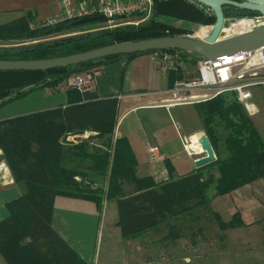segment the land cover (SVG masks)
<instances>
[{
  "label": "trees",
  "instance_id": "16d2710c",
  "mask_svg": "<svg viewBox=\"0 0 264 264\" xmlns=\"http://www.w3.org/2000/svg\"><path fill=\"white\" fill-rule=\"evenodd\" d=\"M151 1L156 18L198 25L215 22L213 14L189 0ZM222 9L225 18L258 15L228 6ZM106 22L100 13L44 27L38 24L33 28L30 20H17L0 27V61L48 60L113 44L184 34L181 27L157 20L105 30ZM138 55L142 54L42 72H0V107L36 89L60 90V85L70 75L99 67L105 61ZM174 80L172 74L171 84ZM69 91L81 97L78 95L64 108L0 123V151L14 182L23 183L26 188L24 194L6 204L8 216L0 222V256L6 264H84L51 228L56 196L91 201L98 208L103 201L115 202L116 225L124 241L139 238L161 225L176 237L178 223L190 222L203 211L213 217L221 231L245 226L239 213L224 222L211 209L212 198L264 178V145L232 94H229L230 103L218 97L198 106L201 125L213 151L221 142H217L215 131L218 121L225 123L229 132L222 143L230 154L228 159L154 183L149 177L134 176L132 157L123 142H116L107 188L101 192L91 189L83 180L75 181L79 173L69 165L77 167L83 158H90L94 159V169L98 166L100 169L108 165L109 155L89 154L85 145L63 143V138L76 132L96 133L95 137L108 146L116 126L118 101L112 97L98 99L90 91L84 94ZM213 172H217L218 177ZM98 174L106 176L107 171L102 167ZM125 185L130 189L126 191Z\"/></svg>",
  "mask_w": 264,
  "mask_h": 264
},
{
  "label": "crops",
  "instance_id": "0c3cea01",
  "mask_svg": "<svg viewBox=\"0 0 264 264\" xmlns=\"http://www.w3.org/2000/svg\"><path fill=\"white\" fill-rule=\"evenodd\" d=\"M94 1L87 0L88 3ZM68 2V7L72 9L77 6L78 0ZM61 13L59 0H0V27L24 18L30 20V27L33 28L34 25L53 19ZM175 22L178 23L175 26L184 30L182 35L198 25ZM99 68L101 73L90 92L95 93L98 99L112 97L118 101L113 137L108 146H105L100 143L101 139L95 137V133L84 132L83 136L68 138L67 143L83 144L88 147L89 154L109 155L108 165L102 166L107 174H98L102 167L94 169V159L83 158L77 167L69 165L79 173L74 180H83L91 188L105 190L116 142H123L132 157L136 178L149 177L154 183H160L161 174H165L169 179L199 170L194 167L193 157L204 154L190 150L189 146L198 143V139L205 135L202 133L200 116L197 111L195 122L189 126L176 109L200 104H165V92L172 85V73L163 72L159 64L152 59V53L105 61ZM78 95L71 91H53L47 88L33 90L0 107V123L19 116L64 108L74 102ZM252 96L257 113L252 117L246 116L264 145V87L254 88ZM185 139H188L185 148L191 154H187L183 148ZM149 147L159 149L160 163L150 162L146 152ZM214 154L216 160L221 161L230 157L222 142L216 145ZM0 157H3L1 151ZM4 164L6 170H0V222L8 216L6 204L19 198L26 190L23 183L14 182L5 161ZM213 175L218 177L217 172H213ZM108 203L115 204L113 201H104L98 208L91 201L56 196L52 208L51 228L84 264H134L136 252L153 246L152 238L155 240V235L161 233L160 227L139 238L124 241L116 225L117 210L111 209L108 213ZM211 209L223 221H229L234 214L239 213L245 226L262 223L264 178L243 185L229 194L212 198ZM0 264H6L1 256Z\"/></svg>",
  "mask_w": 264,
  "mask_h": 264
},
{
  "label": "built area",
  "instance_id": "2783aa9c",
  "mask_svg": "<svg viewBox=\"0 0 264 264\" xmlns=\"http://www.w3.org/2000/svg\"><path fill=\"white\" fill-rule=\"evenodd\" d=\"M189 1L213 14L200 4ZM59 2L62 13L41 23L40 27L95 13L105 17L108 24L132 17H139L138 23H142L153 14L151 0H95L92 3H88L87 0H78L77 6L72 9L68 7V0H59ZM262 28H264V15L224 17L217 41ZM212 29L213 25H197L189 29L187 34L179 36L205 41L211 35ZM152 59L159 64L163 72L175 75V80L165 92L166 105H199L225 94H232L248 117L256 115L257 109L252 101V90L264 87V47L218 61L200 59L195 71L189 76H184V56H181L179 52H153ZM100 73L101 69L94 67L85 72L72 74L62 82L59 89L60 91L75 90L84 94L91 90ZM186 145L187 142L184 140L183 148L187 154H191L185 148ZM146 152L150 162L160 163L157 147H149ZM0 170H6L4 162L0 163ZM160 178L162 179L160 182L168 180L165 174H161Z\"/></svg>",
  "mask_w": 264,
  "mask_h": 264
},
{
  "label": "rangeland",
  "instance_id": "374dc122",
  "mask_svg": "<svg viewBox=\"0 0 264 264\" xmlns=\"http://www.w3.org/2000/svg\"><path fill=\"white\" fill-rule=\"evenodd\" d=\"M150 20H157L171 26L178 24L171 19L156 18L153 14L144 22ZM138 21L139 17L117 20L111 24L107 21L103 29L138 25ZM179 53L184 56V76H189L195 71L200 59L190 52L180 51ZM221 98L226 103L232 100L229 94ZM197 111L199 114L198 106L176 109V112L187 121L186 124L189 126L195 122ZM218 124L219 127L215 130L218 137L217 142L220 140L222 142L229 131L225 129L224 122L218 121ZM202 133L205 134L204 131ZM185 140L188 141V139ZM200 157L202 156L193 158L196 160ZM124 188L126 191L130 189L127 185ZM97 190L103 192V188ZM107 206L108 213L111 209H116L114 203H108ZM224 220L227 222V219ZM261 222L258 225L251 224L238 229L221 231L213 217L203 211L196 214L195 219L190 222L183 220L178 223L176 237L169 234L166 226H159L161 233L155 235V240L152 238L153 246L144 251L138 250L134 255V264H264V220Z\"/></svg>",
  "mask_w": 264,
  "mask_h": 264
},
{
  "label": "water",
  "instance_id": "95a60500",
  "mask_svg": "<svg viewBox=\"0 0 264 264\" xmlns=\"http://www.w3.org/2000/svg\"><path fill=\"white\" fill-rule=\"evenodd\" d=\"M197 4L209 9L214 16L215 22L211 35L205 40H196L184 36H174L144 40L139 42H126L113 44L87 52L38 61H0V72L24 71L42 72L54 69L74 67L81 64L106 60L109 58L125 57L135 54L150 52H190L201 59L218 61L250 52L264 47V28L245 33L236 37L217 41L218 34L222 28L224 14L223 7H233L241 11L264 15V0H192ZM83 132L69 134L63 138L67 143L68 137L83 136ZM203 156L196 159L194 167L201 169L216 162L213 148L206 135L198 139ZM4 158L0 157V163Z\"/></svg>",
  "mask_w": 264,
  "mask_h": 264
},
{
  "label": "bare ground",
  "instance_id": "6f19581e",
  "mask_svg": "<svg viewBox=\"0 0 264 264\" xmlns=\"http://www.w3.org/2000/svg\"><path fill=\"white\" fill-rule=\"evenodd\" d=\"M189 149L196 152V153H201L202 149L198 143H193L189 146ZM203 153V152H202Z\"/></svg>",
  "mask_w": 264,
  "mask_h": 264
}]
</instances>
